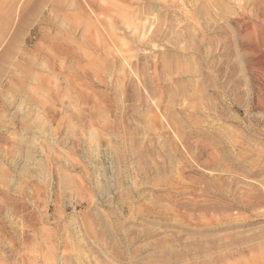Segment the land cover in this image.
I'll list each match as a JSON object with an SVG mask.
<instances>
[{"label":"rangeland","instance_id":"374dc122","mask_svg":"<svg viewBox=\"0 0 264 264\" xmlns=\"http://www.w3.org/2000/svg\"><path fill=\"white\" fill-rule=\"evenodd\" d=\"M0 264H264V0H0Z\"/></svg>","mask_w":264,"mask_h":264}]
</instances>
